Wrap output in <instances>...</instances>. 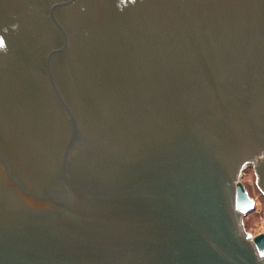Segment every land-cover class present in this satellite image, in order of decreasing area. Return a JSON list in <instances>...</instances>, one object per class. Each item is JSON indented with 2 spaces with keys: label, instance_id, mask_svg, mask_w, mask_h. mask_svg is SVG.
<instances>
[{
  "label": "water",
  "instance_id": "95a60500",
  "mask_svg": "<svg viewBox=\"0 0 264 264\" xmlns=\"http://www.w3.org/2000/svg\"><path fill=\"white\" fill-rule=\"evenodd\" d=\"M0 264H264V0H0Z\"/></svg>",
  "mask_w": 264,
  "mask_h": 264
},
{
  "label": "rangeland",
  "instance_id": "374dc122",
  "mask_svg": "<svg viewBox=\"0 0 264 264\" xmlns=\"http://www.w3.org/2000/svg\"><path fill=\"white\" fill-rule=\"evenodd\" d=\"M242 181L251 196L256 199V208L245 217V225L253 234L264 232V195L256 185V175L253 168L248 167L244 172Z\"/></svg>",
  "mask_w": 264,
  "mask_h": 264
},
{
  "label": "snow or ice",
  "instance_id": "6c2138e0",
  "mask_svg": "<svg viewBox=\"0 0 264 264\" xmlns=\"http://www.w3.org/2000/svg\"><path fill=\"white\" fill-rule=\"evenodd\" d=\"M0 47H3V41L0 40Z\"/></svg>",
  "mask_w": 264,
  "mask_h": 264
},
{
  "label": "clouds",
  "instance_id": "9594fccd",
  "mask_svg": "<svg viewBox=\"0 0 264 264\" xmlns=\"http://www.w3.org/2000/svg\"><path fill=\"white\" fill-rule=\"evenodd\" d=\"M133 2H135V0H133Z\"/></svg>",
  "mask_w": 264,
  "mask_h": 264
}]
</instances>
